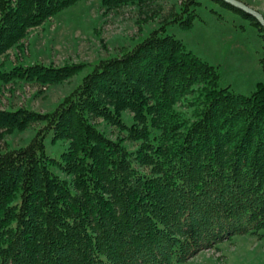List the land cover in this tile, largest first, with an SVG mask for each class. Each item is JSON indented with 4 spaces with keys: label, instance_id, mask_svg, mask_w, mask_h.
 Here are the masks:
<instances>
[{
    "label": "trees",
    "instance_id": "obj_1",
    "mask_svg": "<svg viewBox=\"0 0 264 264\" xmlns=\"http://www.w3.org/2000/svg\"><path fill=\"white\" fill-rule=\"evenodd\" d=\"M76 1L0 0V56ZM196 2L184 0L188 15L173 20L189 27ZM167 22L90 63L0 62V83L41 85L90 66L50 110L0 108L1 136L42 123L0 149V264H183L234 233H264V81L250 93L221 84ZM93 117L126 135L109 136ZM49 130L63 145L56 156Z\"/></svg>",
    "mask_w": 264,
    "mask_h": 264
},
{
    "label": "rangeland",
    "instance_id": "obj_2",
    "mask_svg": "<svg viewBox=\"0 0 264 264\" xmlns=\"http://www.w3.org/2000/svg\"><path fill=\"white\" fill-rule=\"evenodd\" d=\"M183 1L152 0L107 8L100 0H77L42 24L30 27L21 40L23 47L9 48L0 56V62L5 61L8 66L35 61L55 65L90 63L127 49L167 20L164 32L180 38L186 49L215 65L221 84L250 93L257 81H264L263 30L251 16L219 0H196L188 5L194 14L187 27L173 20L174 16L183 19L188 15ZM242 1L264 15V0ZM89 69L85 66L63 81L47 85L25 80L0 83V108L26 106L50 110ZM177 107L188 111L181 102ZM124 114L129 120L131 113L127 110ZM92 120L111 137L126 135L101 117ZM41 125L35 122L25 129L0 135V149L25 144ZM51 135L52 131H47L44 142L47 152L56 156L63 145L59 141L53 143ZM125 143L133 149L138 142L126 138ZM183 264H264V233H234L217 245L200 250Z\"/></svg>",
    "mask_w": 264,
    "mask_h": 264
},
{
    "label": "water",
    "instance_id": "obj_3",
    "mask_svg": "<svg viewBox=\"0 0 264 264\" xmlns=\"http://www.w3.org/2000/svg\"><path fill=\"white\" fill-rule=\"evenodd\" d=\"M224 1L227 2V3H230L231 5H233V6L237 7V8H240L244 12H246V13L250 14L251 16H253L254 18H256V20L262 26L263 32H264V15L260 11H258L257 9L251 7L248 4H246L242 0H224Z\"/></svg>",
    "mask_w": 264,
    "mask_h": 264
}]
</instances>
